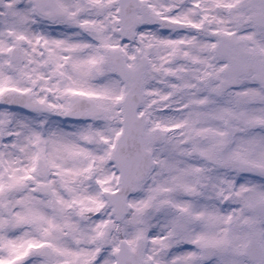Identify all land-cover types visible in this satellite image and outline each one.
I'll return each instance as SVG.
<instances>
[{"label": "snow or ice", "instance_id": "obj_1", "mask_svg": "<svg viewBox=\"0 0 264 264\" xmlns=\"http://www.w3.org/2000/svg\"><path fill=\"white\" fill-rule=\"evenodd\" d=\"M0 264H264V0H0Z\"/></svg>", "mask_w": 264, "mask_h": 264}]
</instances>
